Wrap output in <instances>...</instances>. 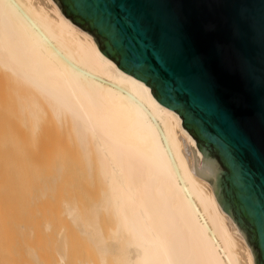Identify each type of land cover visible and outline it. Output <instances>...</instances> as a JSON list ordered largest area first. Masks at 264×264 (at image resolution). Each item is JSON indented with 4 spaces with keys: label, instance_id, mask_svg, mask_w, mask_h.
Returning a JSON list of instances; mask_svg holds the SVG:
<instances>
[{
    "label": "bare ground",
    "instance_id": "obj_1",
    "mask_svg": "<svg viewBox=\"0 0 264 264\" xmlns=\"http://www.w3.org/2000/svg\"><path fill=\"white\" fill-rule=\"evenodd\" d=\"M0 70L21 112L63 134L96 189L87 205L63 201L56 264L75 261L70 241L84 256L76 264H255L211 184L196 176L182 118L53 0H0Z\"/></svg>",
    "mask_w": 264,
    "mask_h": 264
},
{
    "label": "water",
    "instance_id": "obj_2",
    "mask_svg": "<svg viewBox=\"0 0 264 264\" xmlns=\"http://www.w3.org/2000/svg\"><path fill=\"white\" fill-rule=\"evenodd\" d=\"M182 118L196 176L264 264V0H53Z\"/></svg>",
    "mask_w": 264,
    "mask_h": 264
},
{
    "label": "rangeland",
    "instance_id": "obj_3",
    "mask_svg": "<svg viewBox=\"0 0 264 264\" xmlns=\"http://www.w3.org/2000/svg\"><path fill=\"white\" fill-rule=\"evenodd\" d=\"M15 98L0 72V264H32L33 249L42 264H56L63 201L87 205L96 189L63 134L47 122L34 127ZM76 243L70 241L68 255L77 262L84 256Z\"/></svg>",
    "mask_w": 264,
    "mask_h": 264
}]
</instances>
